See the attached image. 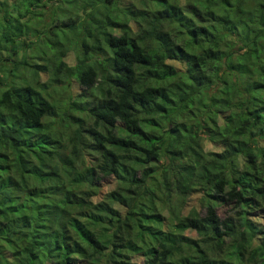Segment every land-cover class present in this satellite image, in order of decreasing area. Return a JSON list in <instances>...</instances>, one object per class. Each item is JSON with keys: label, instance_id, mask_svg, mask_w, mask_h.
<instances>
[{"label": "trees", "instance_id": "trees-1", "mask_svg": "<svg viewBox=\"0 0 264 264\" xmlns=\"http://www.w3.org/2000/svg\"><path fill=\"white\" fill-rule=\"evenodd\" d=\"M119 5L0 0V264H264V0Z\"/></svg>", "mask_w": 264, "mask_h": 264}, {"label": "rangeland", "instance_id": "rangeland-1", "mask_svg": "<svg viewBox=\"0 0 264 264\" xmlns=\"http://www.w3.org/2000/svg\"><path fill=\"white\" fill-rule=\"evenodd\" d=\"M10 1L11 0H8V2H10ZM133 1L135 2V0H133ZM128 2H129V0H120L119 7H116V8H113L112 9V11L110 12V15H111V17H112V19L114 21H116L118 23H122V22H124L126 20V17L124 15V8H123V6L126 5ZM49 4L50 3L48 2L47 3V6H49ZM42 8H44V7H42ZM49 11L50 10H48V9H46V10L43 9V12H45L44 13V16L43 17L41 16V17H39V19H37L38 23L37 22L34 23L36 25V27H37V29H38L39 32H43V30H45L44 26L49 21V18H50L49 17V14H47ZM62 15L63 14L60 13L59 16H57V18H62L64 16V15L63 16ZM33 40L36 41V39L34 37H33ZM23 49L25 50V47H22L19 50V56L20 57H22V56H24L26 54V52ZM3 53H5V52L3 51ZM66 60H67L68 65H70V66L73 67V65L75 64V61L73 59L72 53H70L66 57ZM31 61H36V62H39L40 63V61L37 60V59H33ZM41 79L42 80H45V75L42 76ZM205 148L208 149V150L210 149V150H212L214 152H219L220 151V148L219 147H215L214 145L209 144V142H205ZM105 180L101 184L102 187H101V192L99 194L98 199H100L102 196L106 195V193L109 190L112 189V182L110 180H108V179H105ZM196 196L197 195L191 196L190 198H188L187 203H186V206H185V208L183 210V214L184 215H187L196 206V204H197V197ZM230 207L231 206H226V205L219 206L217 208V212H218L219 216L223 217V216H226V215L230 214L231 211L233 210V209H230ZM200 212H201V209H200ZM135 259L138 262H142V259L139 256L138 257H135Z\"/></svg>", "mask_w": 264, "mask_h": 264}]
</instances>
